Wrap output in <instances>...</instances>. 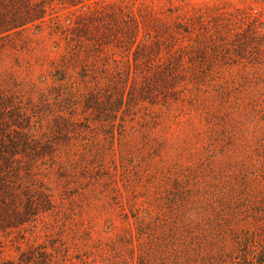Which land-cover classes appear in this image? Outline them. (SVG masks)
Returning <instances> with one entry per match:
<instances>
[{
    "label": "trees",
    "instance_id": "obj_1",
    "mask_svg": "<svg viewBox=\"0 0 264 264\" xmlns=\"http://www.w3.org/2000/svg\"><path fill=\"white\" fill-rule=\"evenodd\" d=\"M54 1L0 0V59ZM113 6L83 4L66 27L51 25L61 51L48 56L47 87L0 67V237L24 238L43 215L62 232L53 251L33 240L13 260L1 259L0 241V264H68L74 218L63 203L74 207L78 182L98 170L120 171L125 187L131 173L139 187L121 184L128 225L117 242L76 264H130L128 254L133 264H264V44L247 48L255 38L244 29L247 64L187 63L145 2L121 3L114 19ZM129 44L132 64H119L111 48ZM92 131L101 148L82 138Z\"/></svg>",
    "mask_w": 264,
    "mask_h": 264
},
{
    "label": "rangeland",
    "instance_id": "obj_2",
    "mask_svg": "<svg viewBox=\"0 0 264 264\" xmlns=\"http://www.w3.org/2000/svg\"><path fill=\"white\" fill-rule=\"evenodd\" d=\"M122 1L74 0L73 3H63L62 0H55L50 14L46 16L40 28L34 25L26 28L25 32H22L23 35L14 40L15 46L8 43L7 39L4 54H1L3 59H0V67L3 68L4 66L5 69L7 67L9 75L13 72L20 74V77H25L26 82L36 76L35 80L29 82L47 87L51 80L42 85L41 74L48 73V70L52 68L47 63L48 56L51 59L57 58L59 56L58 52L61 51L59 49L61 47H55L54 45L56 37L49 33L51 25L56 23L57 25L63 24L66 27L69 20L74 19L86 10L82 7L83 4L91 6V9L100 7L101 4H113V13L108 18L114 19L117 15L118 5L121 3L128 4V8L135 11L137 4L145 2L148 8L152 10V14H155L159 20V26L160 24L165 26L168 35L172 36L169 45H173L176 50H184L187 63H195L198 60L197 63H203L204 66L233 70L247 64L248 60L243 59V54L247 51L244 52V50L239 49L243 48L239 34L244 29L249 31L247 35L255 38L253 45L246 47L258 45L263 48L264 0H126L124 3ZM116 9L117 11H114ZM108 18L105 19L108 20ZM110 25V27H107L109 29L107 31L113 34L116 32L114 21H111ZM254 30L258 35L255 36L252 33ZM114 47L111 50L114 49L117 52L115 55L117 60L120 61L119 64L131 65L134 45ZM195 51H199V54L194 53ZM189 52L192 54H189ZM201 55H203V59L199 60ZM258 55L260 54L257 53L256 58ZM115 64L117 63L115 62ZM218 77L222 78L225 75L222 73ZM51 83L53 82L51 81ZM85 93V91L78 90L77 94H73V100L76 101L75 96L81 98ZM82 135L84 136L83 139L89 140L88 144L94 148L100 147L102 135L99 137L94 134V131L83 132ZM103 146H106V144ZM93 172L88 182L83 180L81 188L79 187L80 181L78 182V189H75L77 199L74 207L71 208L67 203L68 197L63 203L71 213L69 216L70 222L74 218L69 229L71 235L68 237L65 234L67 240L64 258L68 264L78 263L79 256H85L87 251L91 250V246L95 244L101 246L103 242L108 243L109 241H116L117 238L119 239L121 233L124 232L123 229L128 225L127 216L125 215V211H127L125 209L126 202L122 197L121 184L125 192H127V187L132 193L136 191L137 186L139 187L135 183V175L131 173L126 174V181L130 184L125 187L120 171H116L112 175H105L107 174L106 170L104 172L100 170ZM99 177L110 180V186H105V182L100 181ZM58 191L57 188L56 193H59ZM82 192L86 193L83 197L78 195ZM39 219V230L30 226L24 238L17 239L14 235H9L7 238L0 237L3 245L1 259H15L19 250H23V247L29 245L33 240L37 242L45 240L50 251H53L51 244L55 236L62 235V232H59V235L57 233L61 229L56 225L50 226L51 223L47 224L44 221V215L43 217L40 216ZM45 236L47 237L45 238ZM17 240H21L23 243L19 245ZM61 255L62 253L58 256ZM128 257L129 263L133 264V258L130 254H128ZM98 259L101 262L102 259Z\"/></svg>",
    "mask_w": 264,
    "mask_h": 264
}]
</instances>
